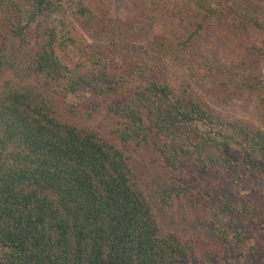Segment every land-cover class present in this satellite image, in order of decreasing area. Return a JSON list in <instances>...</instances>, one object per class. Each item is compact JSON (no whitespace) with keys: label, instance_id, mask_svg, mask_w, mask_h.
Returning <instances> with one entry per match:
<instances>
[{"label":"trees","instance_id":"1","mask_svg":"<svg viewBox=\"0 0 264 264\" xmlns=\"http://www.w3.org/2000/svg\"><path fill=\"white\" fill-rule=\"evenodd\" d=\"M64 1L0 0V74L18 58L8 40L24 47L37 38L33 72L66 81L71 93L119 91L121 81L109 65L111 60L122 61L126 55L122 46L85 51L90 62L85 69L70 67L59 54L58 48L64 52L80 48L72 29L65 33L53 24ZM162 7L174 10L172 19L195 23L190 8L171 3ZM23 14L30 20L24 22ZM76 14L89 24L94 21L91 5L80 6ZM33 21H38L34 28ZM182 44L187 46L188 39ZM136 56L139 69L127 73L139 78L140 86L117 110L125 113L122 139L141 143L156 130L167 142L164 161L171 167L193 159L213 172L218 187L229 182L230 191L240 193L256 180L264 188V128L225 118L188 97L187 88L178 94L168 80L149 77L148 71L160 65L149 48L143 47ZM57 111L56 101L42 90L12 78L0 87V260L201 264L192 244L175 231L163 232L125 151L99 131L64 119ZM216 209L217 214H230L233 223L238 216L248 220L234 232L238 243L258 236L257 225L249 220L260 225L264 209L248 198L237 201L228 193L221 195ZM222 232L228 234V229Z\"/></svg>","mask_w":264,"mask_h":264},{"label":"rangeland","instance_id":"2","mask_svg":"<svg viewBox=\"0 0 264 264\" xmlns=\"http://www.w3.org/2000/svg\"><path fill=\"white\" fill-rule=\"evenodd\" d=\"M169 3L192 9L195 23L172 19L174 10L162 7ZM85 4L95 11L92 24L76 14ZM22 16L24 22L30 20L29 14ZM37 23L33 21V28ZM53 24L65 33L72 29L79 40L78 49H57L70 67L90 66L85 51L119 46L126 50L122 61L111 60L109 65L121 81L119 91L71 93L66 81L33 72L37 38L24 47L7 41L12 53H19L14 65L0 74V87L12 78L42 90L56 101L59 116L91 127L120 146L130 157L163 232L175 231L192 244L201 264H264V218L260 225L249 220L259 234L238 243L234 232L248 220L238 216L233 223L230 214H217L216 209L220 196L228 193L237 201L248 198L263 210L264 188L256 180L240 193L231 192L229 182L218 187L213 172L193 159L171 167L164 161L167 142L156 130L141 143L122 139L125 113L117 111L140 86L141 80L127 72L139 69L136 55L146 47L160 63L148 71L149 77L168 80L178 94L187 88L188 97L225 118L264 128V0H65L54 13Z\"/></svg>","mask_w":264,"mask_h":264},{"label":"water","instance_id":"3","mask_svg":"<svg viewBox=\"0 0 264 264\" xmlns=\"http://www.w3.org/2000/svg\"><path fill=\"white\" fill-rule=\"evenodd\" d=\"M0 264H5V262L3 260H0Z\"/></svg>","mask_w":264,"mask_h":264}]
</instances>
